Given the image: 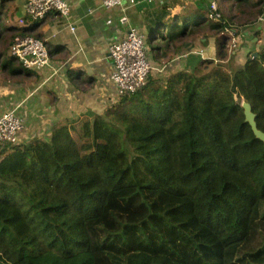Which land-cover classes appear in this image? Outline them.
<instances>
[{
	"label": "trees",
	"instance_id": "16d2710c",
	"mask_svg": "<svg viewBox=\"0 0 264 264\" xmlns=\"http://www.w3.org/2000/svg\"><path fill=\"white\" fill-rule=\"evenodd\" d=\"M216 1L220 18L209 5L158 20L154 59L200 34L223 58L225 35L264 15V0ZM19 33L5 34L11 77ZM247 56L229 72L200 56L193 71L150 74L80 127L71 117L1 148L0 264H264V139L243 106L264 133V45Z\"/></svg>",
	"mask_w": 264,
	"mask_h": 264
},
{
	"label": "crops",
	"instance_id": "0c3cea01",
	"mask_svg": "<svg viewBox=\"0 0 264 264\" xmlns=\"http://www.w3.org/2000/svg\"><path fill=\"white\" fill-rule=\"evenodd\" d=\"M66 1L70 5L68 16L49 12L41 20H31L25 13L27 0H0V115L15 110L23 119L17 143L45 138L55 123L71 117L79 120L80 127L89 115L103 114L118 102L120 94L112 79L110 47L127 35L130 26L146 36L151 74L156 77L191 70L190 64L197 57L192 51H203L202 58L216 56V38L200 36L193 42L186 38L170 45V60L157 62L153 48L157 44L151 37L161 18L193 17L199 10L207 9L212 0H122V5L111 8L105 7L102 0ZM124 15L128 16V23L121 22ZM15 28L46 42L50 64L38 70L23 66L13 77L6 72L2 66L4 48L9 46L5 34ZM238 38L241 46L236 56H242L244 63L245 56L264 45V20L241 30Z\"/></svg>",
	"mask_w": 264,
	"mask_h": 264
},
{
	"label": "built area",
	"instance_id": "2783aa9c",
	"mask_svg": "<svg viewBox=\"0 0 264 264\" xmlns=\"http://www.w3.org/2000/svg\"><path fill=\"white\" fill-rule=\"evenodd\" d=\"M102 3L105 7L111 8L122 5V0H102ZM131 3H134V0H131ZM49 12H55L59 16H68L70 5L66 0H27L26 2L25 13L31 20H41ZM210 17H221L219 4L216 0H212L210 3ZM120 20L122 23L129 22L127 15L122 16ZM263 20L264 15L260 17L259 21ZM21 22L24 20L21 19ZM10 53L19 63L30 70L41 69L51 61L50 50L46 42L31 34H17L11 43ZM191 53L203 57V51H192ZM110 57L113 62L112 79L116 83L120 95L135 93L146 85L152 65L146 36L137 28L130 26L127 35L110 47ZM23 126L24 121L16 114L15 110L0 115V149L7 144L16 143L18 133L23 129Z\"/></svg>",
	"mask_w": 264,
	"mask_h": 264
},
{
	"label": "rangeland",
	"instance_id": "374dc122",
	"mask_svg": "<svg viewBox=\"0 0 264 264\" xmlns=\"http://www.w3.org/2000/svg\"><path fill=\"white\" fill-rule=\"evenodd\" d=\"M218 1L220 2V0H218ZM221 5H222V3H221ZM225 5H226V8L228 10H230V8H231L230 3L229 4H225L224 3L222 6H225ZM235 11L238 12L237 10H235ZM236 14H238V13H236ZM241 30H243V29H241ZM239 34H241V31H240ZM238 35H235V36H238ZM200 36H203V35L200 34ZM235 36L232 35L231 33H230V35H228V34H227V36L225 35V38H226L225 45L226 46L224 47L225 49H223V50H225V52H227V56L225 54L224 55L225 57H223V58H218V55H219V47H218V44H216V46H217V48L215 50L216 56L214 58L215 63H218V64L223 65L224 68H225V70L228 71V72L232 69V67L236 69L237 66H241L243 64V62L240 60L242 56L241 57H238V56L235 55V56L231 57V55H230L232 53V51H235L237 49L240 50L241 40L238 37H235ZM234 39H236V40L234 41ZM243 48H244V46H243ZM196 56L197 57H196V61L194 62V64H192V63L190 64V66L192 67V68L190 67L192 71L195 69L196 65L200 61L199 55H196ZM211 58H213V57H211ZM247 58H248V56H245L244 59H247ZM229 63L231 65H229ZM15 64L19 65L17 61L15 62Z\"/></svg>",
	"mask_w": 264,
	"mask_h": 264
},
{
	"label": "water",
	"instance_id": "95a60500",
	"mask_svg": "<svg viewBox=\"0 0 264 264\" xmlns=\"http://www.w3.org/2000/svg\"><path fill=\"white\" fill-rule=\"evenodd\" d=\"M255 55H258V53H255ZM243 106L245 108L246 121L250 123L256 135L264 139V133L258 129L256 114L252 110V105L250 103L244 102Z\"/></svg>",
	"mask_w": 264,
	"mask_h": 264
}]
</instances>
